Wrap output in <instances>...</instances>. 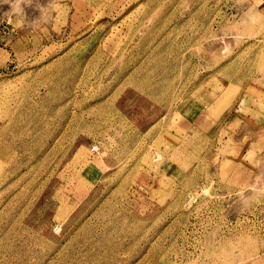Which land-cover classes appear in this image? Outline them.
Returning <instances> with one entry per match:
<instances>
[{"label": "rangeland", "instance_id": "374dc122", "mask_svg": "<svg viewBox=\"0 0 264 264\" xmlns=\"http://www.w3.org/2000/svg\"><path fill=\"white\" fill-rule=\"evenodd\" d=\"M0 264H264V0H0Z\"/></svg>", "mask_w": 264, "mask_h": 264}]
</instances>
